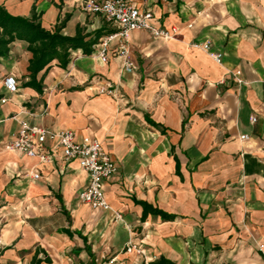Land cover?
I'll use <instances>...</instances> for the list:
<instances>
[{
  "label": "crops",
  "instance_id": "obj_1",
  "mask_svg": "<svg viewBox=\"0 0 264 264\" xmlns=\"http://www.w3.org/2000/svg\"><path fill=\"white\" fill-rule=\"evenodd\" d=\"M131 2L152 9L155 26L173 37L131 31L128 55L115 54V39L106 61L100 40L91 55L72 50L66 68L52 63L42 93L23 87L28 42L16 40L0 60V264H33L35 256L40 264H150L160 256L264 264V0ZM0 4L23 17L35 8L47 29L64 22L65 35L108 27L79 0ZM9 74L16 94L5 86ZM107 88L114 94L101 92ZM22 121L100 141L117 165L105 183L112 210L79 200L89 175L57 143L47 142L44 163L5 151ZM141 202L174 218H143ZM130 244L143 253L128 252Z\"/></svg>",
  "mask_w": 264,
  "mask_h": 264
},
{
  "label": "built area",
  "instance_id": "obj_2",
  "mask_svg": "<svg viewBox=\"0 0 264 264\" xmlns=\"http://www.w3.org/2000/svg\"><path fill=\"white\" fill-rule=\"evenodd\" d=\"M79 2L83 11L101 16L108 27L114 29L111 33L102 37L103 40L100 39L103 46L100 56L104 61L107 60V48L110 42L115 39H119L115 54L124 57L128 55V37L131 31L147 30L156 37L166 39L173 37L168 30L155 26L156 14L152 9L135 6L131 0H79ZM175 32L176 29H173V33ZM204 48L208 50L210 45L206 44ZM214 58L218 63H221L223 53H216ZM126 69L132 71L133 65L127 63ZM240 76L241 71H238L236 79L239 83H242L243 80ZM4 83L9 93H18L19 84L14 75H7ZM101 92L114 94L112 88L102 89ZM6 101V98L2 99L3 103ZM255 121L256 118L254 117L253 122ZM240 138L241 140H248L250 135L245 134ZM48 141L55 142L62 148L63 159L66 162L77 161L79 166L88 173L89 183L79 194V200L93 209L112 210V206L105 195V183L110 176L117 172V165L100 141L90 137H86L82 141H76L75 133L72 130L53 131L22 121L18 135L14 139L5 142L3 148L5 151L38 158L40 163H44L50 159V154L46 150ZM32 176L36 179L39 178L40 174L38 171H34V173L32 171ZM115 219H122V215L115 212ZM126 250L128 252L143 253L142 246L136 244L128 245ZM260 251L264 257V247H261Z\"/></svg>",
  "mask_w": 264,
  "mask_h": 264
},
{
  "label": "trees",
  "instance_id": "obj_3",
  "mask_svg": "<svg viewBox=\"0 0 264 264\" xmlns=\"http://www.w3.org/2000/svg\"><path fill=\"white\" fill-rule=\"evenodd\" d=\"M64 22L54 29H47L39 21V16L33 8L31 17L16 16L11 14L0 4V60L9 55L11 44L16 40L28 42V51L32 54L27 67L28 78L23 87H30L42 93L44 89V78L53 62L66 68L71 60V51L83 49L85 55H91L99 40L111 33V27H102L93 32H87L83 27H77L75 35L62 33ZM144 206L143 218L150 212L163 215L167 219H173L174 215L168 214L147 202H141ZM87 252L94 258L91 247L86 245ZM41 260L34 258L33 264H40ZM92 264L95 263L94 259ZM150 264H177L175 261L160 256Z\"/></svg>",
  "mask_w": 264,
  "mask_h": 264
},
{
  "label": "rangeland",
  "instance_id": "obj_4",
  "mask_svg": "<svg viewBox=\"0 0 264 264\" xmlns=\"http://www.w3.org/2000/svg\"><path fill=\"white\" fill-rule=\"evenodd\" d=\"M101 40H103V39H101Z\"/></svg>",
  "mask_w": 264,
  "mask_h": 264
}]
</instances>
